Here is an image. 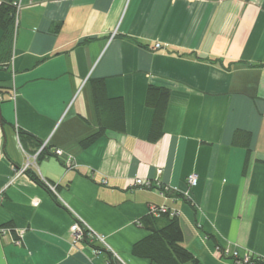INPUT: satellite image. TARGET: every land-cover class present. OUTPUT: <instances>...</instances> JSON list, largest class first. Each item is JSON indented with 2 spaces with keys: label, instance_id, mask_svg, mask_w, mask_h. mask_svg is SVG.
Instances as JSON below:
<instances>
[{
  "label": "crops",
  "instance_id": "1",
  "mask_svg": "<svg viewBox=\"0 0 264 264\" xmlns=\"http://www.w3.org/2000/svg\"><path fill=\"white\" fill-rule=\"evenodd\" d=\"M11 1L14 44L0 62V264H107L106 253L72 243L75 219L122 264H150L132 247L148 235L136 222L157 207L178 216L197 264H241L218 247L264 259V0ZM95 80L122 101L123 130L83 147L99 127ZM149 85L170 92L156 142ZM18 130L36 140L22 146ZM27 163L70 213L17 172Z\"/></svg>",
  "mask_w": 264,
  "mask_h": 264
},
{
  "label": "trees",
  "instance_id": "2",
  "mask_svg": "<svg viewBox=\"0 0 264 264\" xmlns=\"http://www.w3.org/2000/svg\"><path fill=\"white\" fill-rule=\"evenodd\" d=\"M18 4L11 0L0 3V62L6 61L11 56L15 32L17 27ZM170 92L163 86L149 85L146 91L145 104L154 110L153 120L149 131L148 140L156 142L163 134V123L166 106ZM93 97L97 110L98 130L81 141L83 147L90 145L104 134L107 129L123 130V104L119 99H110L106 96L102 80L93 81ZM19 142L25 146L27 141L36 140L25 131H17ZM39 146L41 145L40 142ZM48 153L47 147L43 148L38 157ZM26 174L36 183L47 189L55 198L57 204L69 209L58 200L57 194L52 192L46 182L42 181L31 169ZM77 220V219H75ZM136 224L148 232L143 239L134 243L132 254L138 258L149 260L150 264H197L194 254L183 245V231L178 216L168 210L161 211L158 207L142 216ZM87 228L81 242L90 244L94 249L107 255V264H122L119 259L106 247L96 244L88 239ZM262 262L264 259L251 257L250 263Z\"/></svg>",
  "mask_w": 264,
  "mask_h": 264
},
{
  "label": "built area",
  "instance_id": "3",
  "mask_svg": "<svg viewBox=\"0 0 264 264\" xmlns=\"http://www.w3.org/2000/svg\"><path fill=\"white\" fill-rule=\"evenodd\" d=\"M18 8V7H17ZM18 13V11H17ZM160 45L159 44H156L155 45V48H159ZM1 99V97H0ZM46 145L43 144V146L40 148V150L38 152H40ZM55 154L56 155H62L63 154V151L60 150V149H56L55 150ZM37 156V155H36ZM29 163H27L24 167L18 169V173H24L28 167ZM188 183L190 186H195L196 183H197V177L196 175H190L187 179ZM136 184L137 185H143L145 187H148L149 186V183H143V181L141 179H137L136 180ZM49 188L54 191V187L53 186H50L48 185ZM161 211H165L163 208H159ZM84 228H87L83 223H81L78 219L74 221V223L71 225L70 227V234H71V237H72V243L73 244H76L78 243L79 241H81L83 239V236H84ZM88 229V228H87ZM89 232H88V239L90 241H94V242H103V237L97 233H94L93 231H91L90 229H88ZM5 231L4 228H0V233ZM22 235V232H18V236L21 237ZM16 244L19 245L21 244V240L20 239H17L16 241ZM107 248V247H106ZM108 249V248H107ZM96 252H100L99 250L95 249ZM217 251H218V254L221 256V257H230L231 259H233L235 262L237 263H241V264H249L250 261H251V256L248 255V254H245V255H242L240 256L239 253L237 251H230L228 250L227 248H220L218 247L217 248Z\"/></svg>",
  "mask_w": 264,
  "mask_h": 264
}]
</instances>
